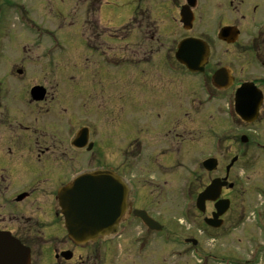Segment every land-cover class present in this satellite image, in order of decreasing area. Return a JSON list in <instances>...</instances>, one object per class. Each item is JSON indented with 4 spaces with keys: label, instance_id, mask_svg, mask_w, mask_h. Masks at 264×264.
Returning <instances> with one entry per match:
<instances>
[{
    "label": "flooded vegetation",
    "instance_id": "af4514ba",
    "mask_svg": "<svg viewBox=\"0 0 264 264\" xmlns=\"http://www.w3.org/2000/svg\"><path fill=\"white\" fill-rule=\"evenodd\" d=\"M202 1L134 0L130 21L114 33L100 19L103 0H0V235L11 240L19 264L25 253V264H138L136 250L157 238L200 243V238L170 230L165 213L153 207L157 201H172L165 176L185 164L190 178L180 196L191 207L212 179L227 175L221 192L229 200L221 217L225 225L232 207L229 192L238 186L234 169L254 144L264 153V0H225L227 14L212 8L215 0H206L216 22L239 28L234 42L220 40L218 32L211 39L193 34ZM77 4L85 11L81 36L73 17ZM186 6L194 18L191 28L182 20ZM40 7L43 18L33 11ZM181 31L185 35L178 36ZM191 37L205 41L210 50L201 72H191L176 57L180 42ZM215 37L221 45L243 47L247 77L216 57ZM222 68L227 69L226 80L217 86L213 77ZM243 82L254 84L262 97L253 123L235 109ZM110 83H117L119 91H110ZM207 99L233 107L231 129L223 135L216 115L206 119ZM256 125L261 134L254 137ZM206 148L211 152L205 157ZM109 151L119 154V160L133 154V162L110 164L105 159ZM210 157L217 159V167L206 172L204 161ZM76 165L83 168L76 171ZM94 168H110L128 179L129 210L117 236L78 244L68 234L58 192L76 172ZM204 172L212 177L205 180ZM261 190L264 197V185ZM45 204L53 211L45 212ZM215 204L208 201L206 211L198 212L203 223L199 229L215 232L223 227L205 223ZM135 209L159 222L161 230L146 226ZM54 226L62 229L59 235L52 233ZM125 254L130 258H123Z\"/></svg>",
    "mask_w": 264,
    "mask_h": 264
},
{
    "label": "rangeland",
    "instance_id": "374dc122",
    "mask_svg": "<svg viewBox=\"0 0 264 264\" xmlns=\"http://www.w3.org/2000/svg\"><path fill=\"white\" fill-rule=\"evenodd\" d=\"M211 5L212 8H219L222 14L228 13V6L225 5V0H215L211 2ZM76 8L77 12L74 13L73 17L76 21V31L81 36V33L85 32L83 23L85 11L82 4H77ZM134 9V0H103L99 16L104 22L103 24L108 26L111 32L115 33L117 28L126 25L130 21ZM41 10V7L33 9L35 16L43 18L41 14L43 11ZM198 16L199 18L192 31L193 34L203 35L204 38L211 39L213 37L212 34L216 35L222 25L215 21L217 14L212 11L206 0L202 1L198 10ZM166 26L167 28H175L174 24H166ZM15 27H20L18 22H16ZM181 34L182 31L179 32L178 36ZM182 35H185V33ZM212 40L216 57L222 60V63H229L242 78L247 77L246 72L244 73L245 54L243 47L233 48L221 45L217 43L216 37ZM244 40L245 33L242 32L239 41L243 43ZM109 44L110 46L117 45L116 42L112 41H109ZM127 68L131 69V67ZM109 85L110 91H119L117 83H110ZM189 88L191 89V87ZM212 102L207 101L206 104L204 103V114L206 115V119L209 114L216 115L221 135H223L224 131L227 132L231 129L230 125L233 122L230 114L231 107L227 102L226 104L219 101L217 103L214 101V104ZM169 106H166V108H169ZM110 107H112L111 104ZM171 107H173V110L175 109L174 105H171ZM118 108H121V105ZM259 125L253 127L256 130L253 134L254 137L261 134V127ZM232 129L237 133L240 131L234 126ZM210 152L211 150L208 151L206 148L204 156H208ZM118 155L117 153H110L106 155L105 159L108 160L109 157L108 162L113 165L117 163L116 161L133 162V154L121 155L122 159L120 160ZM182 162L185 163V160H182ZM82 168L83 166L81 165L75 166L76 171ZM189 169V166L185 164L182 168H174L170 175L165 176L168 179V193H172V201H168V203L157 201L153 203V207L155 208V212L160 213L163 211L165 213L164 218H166V224L169 225L170 230L175 232L181 230L184 233L179 232L181 236H185L186 234L200 238V243L196 246H184L179 242H168L165 239L157 238L153 244L147 246L149 248L145 247L136 250L139 254H137V258L133 257L137 259L138 264H264V217L260 216L264 211V197L261 190V187L264 185L263 151L256 148L254 144L252 150L250 147L248 158H244L241 164L234 169V178L237 179L238 186L236 184V187L229 192V196L232 198V207L230 213L227 215L225 225L215 232L211 229H199L203 223L195 205L190 208L191 203L186 202L180 196L182 184L190 178L189 172L191 170ZM151 176L154 182H159L157 174L152 173ZM204 177L205 180H208L212 176L204 172ZM47 209L48 211H53L51 206L47 207L45 204V212H48ZM179 226L181 229H179ZM51 231L59 235L62 229L60 226H54L51 228ZM129 233L132 234V231H129ZM133 234H137V232L133 231ZM126 238L128 240L129 236ZM46 252L45 260L50 262L52 260L50 253L49 251ZM123 258L129 259L130 256L125 254Z\"/></svg>",
    "mask_w": 264,
    "mask_h": 264
},
{
    "label": "water",
    "instance_id": "95a60500",
    "mask_svg": "<svg viewBox=\"0 0 264 264\" xmlns=\"http://www.w3.org/2000/svg\"><path fill=\"white\" fill-rule=\"evenodd\" d=\"M189 3L194 5L191 1ZM187 8L186 6L182 9V20L185 28H191L194 18ZM239 33L236 27L225 26L221 28L219 38L231 42L238 38ZM176 57L191 71H202L209 57V47L200 39L186 38L180 42ZM225 71L227 69L222 68L215 73L213 80L216 85L222 86V82L226 80ZM257 92L258 89L252 83H243L236 92V111L247 122H253L258 116L261 94L257 103L253 100ZM204 164L208 170L216 168L215 159H208ZM224 184L226 181L214 179L200 193L197 199L199 210L205 211L206 201H216L219 198ZM128 195L129 188L125 181L110 170L95 169L76 177L58 193L69 236L76 243L83 244L95 242L100 237L115 233L119 220L128 209ZM228 207L229 200H219L216 204L217 212L213 214L214 218L207 219L206 222L214 227L220 226L222 222L215 221V218L224 214ZM141 216L146 220L143 214ZM9 246H13L11 240L0 235V264H19L20 255H14ZM27 259V253L23 254L22 264H25Z\"/></svg>",
    "mask_w": 264,
    "mask_h": 264
},
{
    "label": "bare ground",
    "instance_id": "6f19581e",
    "mask_svg": "<svg viewBox=\"0 0 264 264\" xmlns=\"http://www.w3.org/2000/svg\"><path fill=\"white\" fill-rule=\"evenodd\" d=\"M262 98V97H261ZM253 100H254V103L256 102H258L259 100H260V93L259 92H257L254 96H253Z\"/></svg>",
    "mask_w": 264,
    "mask_h": 264
}]
</instances>
